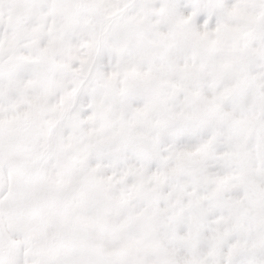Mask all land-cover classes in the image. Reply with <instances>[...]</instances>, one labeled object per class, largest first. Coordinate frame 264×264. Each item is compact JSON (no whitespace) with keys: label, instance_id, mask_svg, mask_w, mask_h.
Here are the masks:
<instances>
[{"label":"snow or ice","instance_id":"snow-or-ice-1","mask_svg":"<svg viewBox=\"0 0 264 264\" xmlns=\"http://www.w3.org/2000/svg\"><path fill=\"white\" fill-rule=\"evenodd\" d=\"M0 264H264V0H0Z\"/></svg>","mask_w":264,"mask_h":264}]
</instances>
